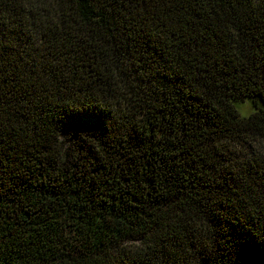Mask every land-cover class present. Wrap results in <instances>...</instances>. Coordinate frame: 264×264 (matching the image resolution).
<instances>
[{
	"label": "trees",
	"instance_id": "16d2710c",
	"mask_svg": "<svg viewBox=\"0 0 264 264\" xmlns=\"http://www.w3.org/2000/svg\"><path fill=\"white\" fill-rule=\"evenodd\" d=\"M22 4L0 0V264H264V0Z\"/></svg>",
	"mask_w": 264,
	"mask_h": 264
},
{
	"label": "clouds",
	"instance_id": "9594fccd",
	"mask_svg": "<svg viewBox=\"0 0 264 264\" xmlns=\"http://www.w3.org/2000/svg\"><path fill=\"white\" fill-rule=\"evenodd\" d=\"M21 5L23 6L22 0H21ZM235 110L237 111L238 117L242 120H250L256 114V110L252 106V102L248 100H245L243 102H237L235 104ZM261 139H264V138H261ZM70 141H71L70 137H65L60 134V136L58 137L57 143L60 147L61 152L67 151L73 146L74 142H70ZM253 147H256V145L253 144ZM233 150L240 151L241 149L239 148V146H234ZM260 155L264 156V151L260 152ZM119 247L122 250L134 253L142 248V244L138 241L126 240V241H123Z\"/></svg>",
	"mask_w": 264,
	"mask_h": 264
},
{
	"label": "rangeland",
	"instance_id": "374dc122",
	"mask_svg": "<svg viewBox=\"0 0 264 264\" xmlns=\"http://www.w3.org/2000/svg\"><path fill=\"white\" fill-rule=\"evenodd\" d=\"M96 128H98V124L94 120L84 117L76 121L65 122L62 125L60 134L65 137H70L71 138L70 142H73L77 133H86L87 131Z\"/></svg>",
	"mask_w": 264,
	"mask_h": 264
}]
</instances>
